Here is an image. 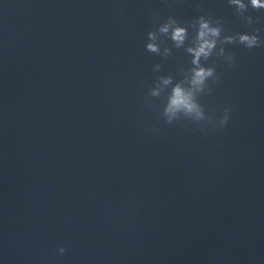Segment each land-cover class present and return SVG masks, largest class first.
Here are the masks:
<instances>
[{
    "label": "water",
    "instance_id": "obj_1",
    "mask_svg": "<svg viewBox=\"0 0 264 264\" xmlns=\"http://www.w3.org/2000/svg\"><path fill=\"white\" fill-rule=\"evenodd\" d=\"M200 16L264 41L228 0H0V264H264V45L218 42L200 91Z\"/></svg>",
    "mask_w": 264,
    "mask_h": 264
},
{
    "label": "clouds",
    "instance_id": "obj_2",
    "mask_svg": "<svg viewBox=\"0 0 264 264\" xmlns=\"http://www.w3.org/2000/svg\"><path fill=\"white\" fill-rule=\"evenodd\" d=\"M229 5L234 6L237 14L243 15L247 11L248 7L252 9H264V0H228ZM248 24L253 23L252 17H244ZM221 21L217 20L213 22L211 18H205L204 16L198 17L193 23L192 27L196 28V37H195V47H190L187 49L189 53L192 54V64L196 67L192 70V79L190 83L197 87L198 90L203 91L206 86V81L209 78L215 79V69L213 67H204L200 66V58L203 57L207 60L210 56L213 55V51L217 48V43L221 45L227 44H241L245 48L251 49L255 47H260L264 45L257 34L259 29L254 30L253 33H236L234 35H227L221 38L222 28L220 27ZM171 27L170 38L175 42L176 46L179 47L187 35V29L173 19L168 17L166 22L159 26L158 31L161 33H169ZM149 41H154L156 36L153 31L147 33ZM147 51L156 53L158 52V47L155 43H147L145 45ZM223 47L220 48L219 56H224ZM233 57L231 55L227 56V60L231 62ZM165 84L171 83V78H164L163 81ZM152 95H157L155 91L152 92ZM199 105L194 102L192 93L186 92L179 84H176L171 91V94L168 99V105L164 109V114L168 115L170 113H175L176 111L184 110L186 112L197 111ZM228 109H225V116L222 121V124L225 125L228 119ZM167 123H171L169 120ZM60 253H64L65 249L63 247H58L57 249Z\"/></svg>",
    "mask_w": 264,
    "mask_h": 264
}]
</instances>
